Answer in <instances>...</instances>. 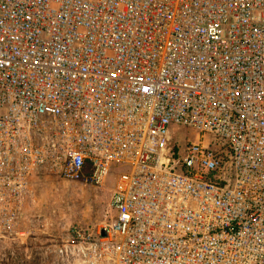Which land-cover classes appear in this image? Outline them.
<instances>
[{
  "label": "built area",
  "instance_id": "built-area-1",
  "mask_svg": "<svg viewBox=\"0 0 264 264\" xmlns=\"http://www.w3.org/2000/svg\"><path fill=\"white\" fill-rule=\"evenodd\" d=\"M114 165L53 264H264V0H0V264L33 182Z\"/></svg>",
  "mask_w": 264,
  "mask_h": 264
},
{
  "label": "rangeland",
  "instance_id": "rangeland-1",
  "mask_svg": "<svg viewBox=\"0 0 264 264\" xmlns=\"http://www.w3.org/2000/svg\"><path fill=\"white\" fill-rule=\"evenodd\" d=\"M193 138L191 132L178 128L174 142ZM123 168L114 165L103 183L64 181L45 176L31 185L30 196L24 206L23 226L31 232L22 239L10 243L11 258L1 264H53L44 253L46 242L59 240L70 224L95 228L106 220L105 212L110 194ZM3 251L0 250V256ZM70 264H77L72 260Z\"/></svg>",
  "mask_w": 264,
  "mask_h": 264
}]
</instances>
